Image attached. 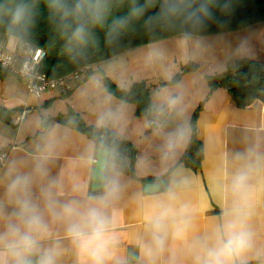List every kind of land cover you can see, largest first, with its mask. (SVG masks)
I'll return each mask as SVG.
<instances>
[{
  "label": "clouds",
  "instance_id": "1",
  "mask_svg": "<svg viewBox=\"0 0 264 264\" xmlns=\"http://www.w3.org/2000/svg\"><path fill=\"white\" fill-rule=\"evenodd\" d=\"M124 0H43L47 22L72 58L87 60L95 30H105L110 47L118 45L130 25L139 22L149 35L169 33L185 56L204 47L211 25L225 29L231 0H127V11L113 16ZM220 9L217 16L215 9ZM35 20V0H0V31L11 45L26 49ZM163 40H152L145 62L164 58ZM115 60L105 62L111 69ZM97 95L95 131L84 142L79 162L88 171L95 191L86 182L72 186L71 198H60L63 181L51 175V165L72 139L70 128L41 120L40 135L31 159L13 161L6 193L0 199V264H59L63 239L74 249L77 264H112L122 239L112 210L127 188L126 162L118 144L126 105L115 101L97 71L90 79ZM184 94L179 84L158 89L146 110L144 127L159 141L157 151L163 178L145 184L136 193L143 233L137 238L144 264H264V246L254 227L259 200L264 196V151L247 146L229 157L218 171L223 201L220 215L201 232L198 216L186 199L190 177L173 162L186 146L190 129L183 118ZM27 163L28 171L20 168ZM35 189V191H34ZM45 241L51 243L45 246Z\"/></svg>",
  "mask_w": 264,
  "mask_h": 264
},
{
  "label": "crops",
  "instance_id": "2",
  "mask_svg": "<svg viewBox=\"0 0 264 264\" xmlns=\"http://www.w3.org/2000/svg\"><path fill=\"white\" fill-rule=\"evenodd\" d=\"M159 40L164 41V58L158 63L148 65L141 61L145 57L148 42L104 60L100 68L106 77L122 89L127 90L134 82H145L149 89L150 104L158 89L176 84L181 86L184 94L183 118L189 126L190 137L195 129L196 138L202 144V158L197 167L181 159L189 137L173 163L178 164L190 177L186 199L199 218L200 231L204 232L219 217L223 207L218 190V171L227 166L231 154L247 146L264 151V100L255 99L248 105H238L225 85L216 82L211 85L207 77L221 73L229 63L240 58L253 59L264 67V21L206 34L203 51L194 57L181 52L174 36ZM0 46L18 54L19 49L11 45L8 36H1ZM115 59L120 60L114 67H104L106 61ZM215 59L220 64L218 68L211 64ZM20 61L18 57L17 63ZM188 63H194L196 67L181 75L177 82L167 81L169 77L163 81L164 72L172 74L176 71L173 66ZM95 64H91L88 75L71 81L69 92L62 94L51 90L39 96L28 92L25 80L20 75L4 69L5 73L0 76V150H5L7 155L3 162L0 161V199L4 198L10 180L11 163L31 159L40 135L38 125L41 120L72 130V139L51 165V175L58 177L64 184L60 198H71L72 186L77 182H86L87 190L95 191L91 189L88 171L79 162L84 142L91 136L75 123L80 118L85 126L95 127L97 95L90 87V79L96 73ZM119 77L123 79H117ZM111 96L126 105V118L118 138L128 141L134 153V160L125 157L126 164L131 166L125 172L127 188L112 210L115 226L122 239L117 260L112 264H144L136 243L143 233L136 193L142 189L145 178L163 175L157 151L159 141L152 137L151 128L144 127L146 114H137L134 102L125 101L113 93ZM22 111L24 117L17 125L13 118ZM20 171H28L27 163ZM253 223L259 236L258 242L264 246V196L259 200ZM53 233L54 238L61 241L63 249L59 264H77L74 249L69 241L63 239L62 228L54 227ZM44 243L47 246L51 241ZM158 264H167V254ZM249 264L259 262L253 259Z\"/></svg>",
  "mask_w": 264,
  "mask_h": 264
},
{
  "label": "trees",
  "instance_id": "3",
  "mask_svg": "<svg viewBox=\"0 0 264 264\" xmlns=\"http://www.w3.org/2000/svg\"><path fill=\"white\" fill-rule=\"evenodd\" d=\"M223 2V0H221ZM231 14L226 19L228 21L225 29H219L215 24L211 25L209 32L217 33L233 29H238L243 26L264 21V0H231ZM127 11V0L123 4H118L113 8L112 15H123ZM215 13L220 16V9L216 8ZM2 35L7 36L4 31H0ZM172 34L157 33L149 35L145 32L139 22L130 25L128 31L121 37L118 45L110 47L105 41V30H95V43L89 46V56L87 60L72 58L65 50L64 43L61 38L52 30L47 22V16L43 7V0H35V20L32 29L30 44L40 46L45 49V56L41 60L40 68L50 77H56L65 74L72 69L87 63L115 56L129 48L136 47L152 40H159ZM196 67L194 63H188L185 68ZM5 73V70L0 67V76ZM181 73L176 74L169 82H176L180 78ZM211 85L219 83L225 85L230 91L238 105L245 106L252 103L255 99L264 100V67L250 58H240L229 63L224 71L219 74L207 77ZM104 84L108 91L118 96L119 98L134 102L136 104L137 114H146V110L150 106L149 89L145 82H134L126 90L118 87L108 77H104ZM80 129H83L91 136L95 131V127H87L80 118L76 122ZM119 147L123 144H129L126 140L118 138ZM131 155L129 158L134 159V153L130 145ZM124 159L125 155H123ZM202 158V144L196 138L195 129L190 137L185 153L181 159L192 167H197ZM126 169H131V166L126 164ZM162 176L145 178L143 181L159 180Z\"/></svg>",
  "mask_w": 264,
  "mask_h": 264
},
{
  "label": "built area",
  "instance_id": "4",
  "mask_svg": "<svg viewBox=\"0 0 264 264\" xmlns=\"http://www.w3.org/2000/svg\"><path fill=\"white\" fill-rule=\"evenodd\" d=\"M45 49L29 43L26 49H19L18 54L0 46V67L20 75L26 83L28 92L35 96L51 90H56L62 94L69 92L72 80H80L88 75L91 70V64L80 65L71 71L50 77L40 68V63L45 56ZM18 57L21 58L17 63ZM24 117V111L13 118V122L19 125ZM7 152L0 150V161H4Z\"/></svg>",
  "mask_w": 264,
  "mask_h": 264
},
{
  "label": "rangeland",
  "instance_id": "5",
  "mask_svg": "<svg viewBox=\"0 0 264 264\" xmlns=\"http://www.w3.org/2000/svg\"><path fill=\"white\" fill-rule=\"evenodd\" d=\"M171 36H174V35H171ZM168 37H170V36H168ZM166 38V37H165ZM109 58H111V57H109ZM106 59H108V58H106ZM106 59H102V60H99V61H96V62H94V63H96L95 64V71L94 72H97V71H100L102 74H103V83H104V77L106 76L105 74H104V72L101 70V68H100V66L103 64V63H101V62H104V60H106ZM119 60L120 59H115V63H117V62H119ZM141 61H143L144 63H146L145 62V57H143L142 59H141ZM140 61V62H141ZM107 62V61H106ZM212 66L215 68H218L219 67V62H218V60L217 59H215L212 63ZM186 65V64H185ZM185 65L184 64H179V65H175V66H173L174 67V69H176V71L175 72H172V74H169L168 72H164L163 73V78L162 79H164L163 81H165V77H169L168 79H167V81H170V80H172V78L176 75V74H178V73H181V75H183V74H185L186 72H188V71H190V69H188V68H185ZM227 67V66H226ZM215 70V69H214ZM174 73V74H173ZM171 75H173V76H171ZM181 77V76H180ZM117 79H119V80H121V79H123L122 77H119V78H117ZM180 79V78H179ZM178 79V80H179ZM185 79H187L188 80V77H186ZM111 80V79H110ZM177 82V81H176ZM104 86H105V84H104ZM131 86V85H130ZM106 88V87H105ZM107 90V89H106ZM108 91V90H107ZM108 92H110V91H108ZM111 93V92H110ZM112 94V93H111ZM114 95V94H113Z\"/></svg>",
  "mask_w": 264,
  "mask_h": 264
},
{
  "label": "water",
  "instance_id": "6",
  "mask_svg": "<svg viewBox=\"0 0 264 264\" xmlns=\"http://www.w3.org/2000/svg\"><path fill=\"white\" fill-rule=\"evenodd\" d=\"M130 145H131V144L129 143V144H123V145L120 146V149H121V151H122V154L125 155V156H127V157H130V155H131ZM132 160H134V159H132ZM148 183H153V182L146 181V182L143 183V186H144L145 184H148ZM91 189H92V190H95V188H94V186H93V183L91 184Z\"/></svg>",
  "mask_w": 264,
  "mask_h": 264
}]
</instances>
